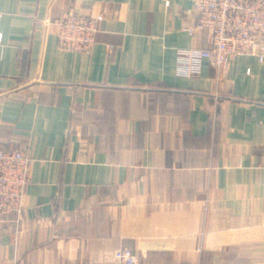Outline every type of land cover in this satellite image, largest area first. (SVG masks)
<instances>
[{
	"label": "crops",
	"instance_id": "0c3cea01",
	"mask_svg": "<svg viewBox=\"0 0 264 264\" xmlns=\"http://www.w3.org/2000/svg\"><path fill=\"white\" fill-rule=\"evenodd\" d=\"M168 1L0 0V141L32 158L0 264H264V64L180 74L209 41ZM65 10L102 16L88 52L59 48Z\"/></svg>",
	"mask_w": 264,
	"mask_h": 264
},
{
	"label": "built area",
	"instance_id": "2783aa9c",
	"mask_svg": "<svg viewBox=\"0 0 264 264\" xmlns=\"http://www.w3.org/2000/svg\"><path fill=\"white\" fill-rule=\"evenodd\" d=\"M192 11L196 22L184 30L193 38L206 36L209 45L178 49L180 74L198 75L203 60L223 72L240 56L264 64V0H193ZM101 21L100 15L65 10L49 24L55 27L60 49L84 53L93 46ZM31 164L26 150L0 141V222L17 221L22 213ZM114 258L118 264H141L128 248L118 249Z\"/></svg>",
	"mask_w": 264,
	"mask_h": 264
}]
</instances>
